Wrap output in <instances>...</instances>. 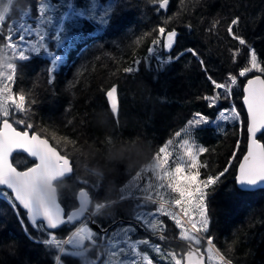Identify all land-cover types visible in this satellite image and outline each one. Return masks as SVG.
I'll return each instance as SVG.
<instances>
[{"label":"trees","instance_id":"obj_1","mask_svg":"<svg viewBox=\"0 0 264 264\" xmlns=\"http://www.w3.org/2000/svg\"><path fill=\"white\" fill-rule=\"evenodd\" d=\"M26 1L0 0V122L8 119L36 132L71 159V175L56 183L66 212L76 206L81 188L91 197L90 209L122 197L123 172L133 177L193 116L212 121L226 106L228 87L241 105L246 77L264 76V0H167L165 7L163 0H99L101 15L72 13L69 20L62 13L77 10L81 0H60L50 9L55 21L49 30L55 32L61 22L59 33L69 29L75 44L56 67L37 50L19 46L6 52L16 19L30 16L32 6L35 18L44 8L41 1L49 2ZM101 4H108L106 10ZM41 41L50 38L37 44ZM110 88L116 92L115 111L106 98ZM223 115L224 110L215 124H196L189 134L200 147L202 174L214 177L205 188L206 210L190 205L185 214L197 232L167 206L157 212L159 202L130 197L94 217L101 228L110 226L103 240L87 223L94 235L80 241L81 253L67 242L70 236L61 244L73 225L53 231L42 223L32 227L0 189V264H182L191 240L182 237L178 220L210 250L214 264H264V188L240 190L234 179L245 149L246 117L240 122ZM259 139L264 144V132ZM12 163L24 169L34 161L17 153ZM140 209L147 210L151 228L139 219ZM134 222L145 230L162 227L152 237L129 228Z\"/></svg>","mask_w":264,"mask_h":264},{"label":"rangeland","instance_id":"obj_2","mask_svg":"<svg viewBox=\"0 0 264 264\" xmlns=\"http://www.w3.org/2000/svg\"><path fill=\"white\" fill-rule=\"evenodd\" d=\"M30 1H32V3H35L37 0ZM30 1L26 2L30 4ZM59 1L60 0H49V2L41 1V7L44 8H41V11L37 12L35 18V6H32L30 16H27V18L29 17L30 19H27L25 16L23 18L16 19L15 24L13 23L12 25L11 40L7 45L6 52L10 53L13 48L23 46L27 47V49H32L33 51L37 50V52H42L49 56L50 62L52 63L53 67H56L60 62L65 61V56L62 52L64 50H69L70 45L72 46L75 44V42H73V39L75 38L72 36L73 33H71V31L69 29H66L65 27V29L59 33L61 22L57 23L58 26L55 32L53 31V33H51V31L49 30V27L52 25V21H55V17L51 15L50 9L57 4L62 3ZM103 1L104 0H102V2ZM82 2L83 0H81V2H78L76 6L77 10L69 12L68 8L65 12H63L61 15V19H72V13L79 14V16L83 18H85L87 15L99 16L102 14V11H104L99 6V0H84V3ZM71 5L75 4L71 2L70 6ZM101 6L105 7L106 10L108 4H105V6L101 4ZM43 9H47L49 13H46L45 11H43ZM78 22L79 26L77 27H81V24L84 23V19L81 18ZM17 32H20L21 36L23 35V38H21V36L19 37V34L15 37ZM52 35H54V37H52ZM49 38L50 41L46 43H43L41 41L40 44H37V41L42 39L47 40ZM52 66L50 64V69ZM4 68L5 70H8L7 66H5ZM243 73L244 72H241V74ZM228 93L229 95L227 94L226 98L225 96L222 98L226 102L225 108L219 110L217 116L212 121L201 118L198 115L193 116V118L191 116V121L185 124L182 130H180L173 137L167 140L164 145L161 146L159 151L153 153L148 162H143L138 166V169L136 170V172H134L133 177L126 178V175L123 172L120 175V182L122 184L121 186L124 190L123 191L122 189H120L122 197L111 200L108 203H102L95 208H91L89 212L91 217L90 219L93 223L92 225L94 227H97V223L94 222V217L101 210H104V208L107 207V205H109L110 203L112 204L124 199L127 200L130 197H137L141 198L142 200L148 199L159 202L160 205L158 207L163 209L158 210L159 208H157V212H164L163 210H166L164 209L165 207L162 206H167L170 210H174L177 216L183 219V221L188 224L189 228L192 231L197 232L198 228L196 227L194 222L187 219V216L185 214L186 211L192 210L189 207L190 205H196L195 209L199 212H203L204 210H206L205 201L207 202V194L205 188L209 184H212L214 182V177L205 176L204 174H202V171L200 170L202 167V163L198 158L200 147L192 140L189 134L192 130V127L196 126V124H215L216 122H218L223 110L224 112H227V115H223V117L237 116L240 122L242 121L244 116L246 117L245 112H243L244 109L242 105L236 104L235 102V99L237 98V92L233 90V87H228ZM242 143L243 137L241 134V137L238 138V142L234 148V152L231 155V162L235 161V159L237 158ZM152 196L166 201L174 202L166 203L158 201ZM175 199L178 200L176 201ZM13 207L15 208V210H18V207L14 204ZM146 212L147 210L145 209L141 210V213H139L138 217L140 220H146L147 226L151 228L153 223L152 221H149V218H147ZM86 217H88V215L84 216L80 221L72 223L71 225H73V228L70 232V238L68 239V236L66 237L68 239L67 242L71 240V245L79 248L81 253H83L85 250L78 246V244H80V241H82L83 239L91 240V236L94 235L92 231H88V229L91 227L89 226V224L87 225V219L85 220V223L78 224L82 221L84 222V219ZM194 220H196L199 225H202L200 224L198 219H193V221ZM178 221L176 222L178 223V227L182 232V237L191 240V242L194 244H199L198 239L192 234L188 233L184 225L180 223V220ZM128 225L129 228H131V226H136L134 223ZM160 225L162 227V224ZM161 227H159V224L157 223L155 225V228H147V230L153 233L152 237H155L157 235L156 232H158L157 230H159V228ZM106 231L107 227L103 228L101 232L105 233ZM66 238L61 240V244L65 243ZM131 244L133 246V251H135V242H131ZM205 250L207 254V264H214L212 259L213 257H211L210 255V250L208 248H205Z\"/></svg>","mask_w":264,"mask_h":264},{"label":"water","instance_id":"obj_3","mask_svg":"<svg viewBox=\"0 0 264 264\" xmlns=\"http://www.w3.org/2000/svg\"><path fill=\"white\" fill-rule=\"evenodd\" d=\"M166 3L167 1L163 0L162 6L165 7ZM255 85L260 93L251 89ZM106 98L115 111L117 98L114 88L107 91ZM241 105L246 114V143L237 163L234 179L240 190L252 191L264 188V144L259 139V135L264 132L262 74L256 73L246 78L242 86ZM2 123L9 127H4ZM17 153L25 154L34 163L27 168L18 169L12 163V157ZM34 173L39 177L37 178ZM71 173V159L61 154L45 137L36 132L20 130L8 119L0 122V189L11 194L18 208L25 212L26 221L30 225L35 226L37 222H42L46 229L55 230L65 223L80 221L86 215L92 223L89 212L91 198L86 189L78 190L77 206L67 213L59 202L56 182L70 176ZM1 176L10 178L14 188L5 184ZM139 228L142 230L143 227L139 225ZM187 245L193 246L199 252L201 264H207L203 248L192 242H187ZM184 260L183 255L182 264H186Z\"/></svg>","mask_w":264,"mask_h":264},{"label":"bare ground","instance_id":"obj_4","mask_svg":"<svg viewBox=\"0 0 264 264\" xmlns=\"http://www.w3.org/2000/svg\"><path fill=\"white\" fill-rule=\"evenodd\" d=\"M167 1V0H166ZM167 4V3H166ZM166 6V5H165ZM163 7V6H162ZM253 87V88H252ZM251 87V89H254V90H257V92L258 93H260V91L258 90V88H257V86L255 85V86H252ZM108 101V100H107ZM109 103V102H108ZM245 112V111H244ZM246 115V114H245ZM3 124V123H2ZM3 126L5 127H9L8 125H6V124H3ZM12 133H14L13 131H12ZM30 133H32V132H30ZM35 175H36V177L38 178L39 176L37 175L38 174V172H37V174L36 173H34ZM34 177V176H33ZM35 177V178H36ZM1 179H2V181L5 183V184H7L8 186H10V187H13L14 188V185H12V180L10 179V178H8V177H5V176H1ZM34 179V178H33ZM42 179V178H41ZM41 182H43V179H42V181ZM40 187V186H39ZM86 219H88V217L86 218ZM83 223V221L82 222H80V223H78V224H82ZM77 224V225H78ZM186 252V253H185ZM185 254L183 253V255H184V257H185V263L186 264H201V256H200V254H199V252L196 250V249H194L193 248V246H189V245H187V247H186V250H185ZM182 261H183V256H182Z\"/></svg>","mask_w":264,"mask_h":264},{"label":"flooded vegetation","instance_id":"obj_5","mask_svg":"<svg viewBox=\"0 0 264 264\" xmlns=\"http://www.w3.org/2000/svg\"><path fill=\"white\" fill-rule=\"evenodd\" d=\"M84 223V222H83ZM135 224V223H134ZM109 225L107 226V231L105 232V233H102L101 231L103 230V228H101L100 226L99 227H95L96 229L95 230H97V232H99L100 233V239L101 240H103L104 239V237H105V235L107 234V232H108V229H109ZM93 228V227H92ZM88 231L89 232H91L92 231V229L91 228H89L88 229ZM104 242V241H103Z\"/></svg>","mask_w":264,"mask_h":264}]
</instances>
